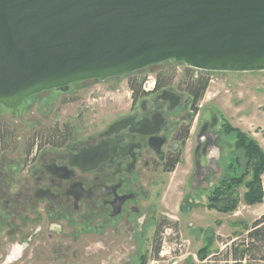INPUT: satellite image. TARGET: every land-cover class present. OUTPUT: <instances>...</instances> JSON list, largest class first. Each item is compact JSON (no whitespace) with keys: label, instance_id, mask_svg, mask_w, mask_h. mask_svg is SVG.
Instances as JSON below:
<instances>
[{"label":"flooded vegetation","instance_id":"obj_1","mask_svg":"<svg viewBox=\"0 0 264 264\" xmlns=\"http://www.w3.org/2000/svg\"><path fill=\"white\" fill-rule=\"evenodd\" d=\"M184 67L180 80L210 83L211 72ZM158 72L143 83L145 93L131 89L130 102L100 130L62 131L58 138L50 130L43 144L37 135L14 157L3 154L8 134L0 140V236L12 241L32 226L24 244H81L84 236L97 242L107 233L141 231L155 207L158 175L175 170L190 144L193 159L211 147L222 150L224 117L176 78L157 88ZM215 160L199 176L197 169L198 186L212 183Z\"/></svg>","mask_w":264,"mask_h":264},{"label":"rangeland","instance_id":"obj_2","mask_svg":"<svg viewBox=\"0 0 264 264\" xmlns=\"http://www.w3.org/2000/svg\"><path fill=\"white\" fill-rule=\"evenodd\" d=\"M184 68V64L168 60L129 75L73 83L67 92L56 90L54 95L32 98L22 115L0 104V129L8 134L2 146L8 152L3 154L14 157L25 152L32 140L36 143L37 135L43 144L50 130H55L56 138L62 131L83 135L100 130L130 102L132 82L144 83L160 70L170 71L180 80ZM209 78L202 103L264 149V71L211 72ZM223 135L226 141L210 171V181L216 184L247 169L245 155L233 151L234 137ZM190 148L191 144L175 170L158 175L155 207L141 231L136 228L104 234L97 238L102 247L89 253L85 249L97 242L88 236L82 237L81 244H27L15 264H264V244L253 249L256 259L236 262L234 258L236 251L241 253L245 248L247 228L264 215V197L259 203L248 204L244 201L245 187H240L235 210L209 208L207 196L212 183L202 181L198 186L196 156L193 159ZM261 179L264 192V172ZM31 227L12 241L4 234L0 236V264H6L12 243L29 242ZM205 245H209L211 255L202 261L198 251Z\"/></svg>","mask_w":264,"mask_h":264},{"label":"water","instance_id":"obj_3","mask_svg":"<svg viewBox=\"0 0 264 264\" xmlns=\"http://www.w3.org/2000/svg\"><path fill=\"white\" fill-rule=\"evenodd\" d=\"M169 59L264 71V0H0V104L19 115L34 94Z\"/></svg>","mask_w":264,"mask_h":264},{"label":"trees","instance_id":"obj_4","mask_svg":"<svg viewBox=\"0 0 264 264\" xmlns=\"http://www.w3.org/2000/svg\"><path fill=\"white\" fill-rule=\"evenodd\" d=\"M169 60L175 61L174 59ZM176 64L184 63L176 62ZM174 80L175 77L172 72L160 70L158 72L157 88L170 85L174 82ZM142 85V81L135 80V82L130 84V88L137 96H139L142 93H145ZM179 85L193 93L196 101L199 102L204 97L209 85V80L204 77L200 79H193L192 77H189L180 80ZM54 92H56V89L46 90L34 94L29 98L28 103L32 98H41L45 93L54 95ZM39 102L43 101L40 100ZM223 133L234 137L233 151L242 152L247 159V169L245 172L241 175L233 174L232 176L220 179V181L215 184L208 193L207 197L209 201V208H215L222 212H228L235 210L238 206V202L240 201V187H245L244 201L246 203L255 204L263 200L264 192L262 188L261 175L264 172V149L254 138L239 128L233 127L226 120H224ZM6 135L7 131L0 129V140H3ZM246 231L248 241L244 242L245 248L241 251V253H238L237 251L235 252L234 258L236 262L245 260L247 257L250 259H256L255 254H252V252L255 251L253 249H260L259 244H264V215L256 219L252 226L248 227ZM155 250L156 253H158L159 247H156ZM198 255L202 261L206 260L211 255L209 245L202 247L198 251Z\"/></svg>","mask_w":264,"mask_h":264},{"label":"clouds","instance_id":"obj_5","mask_svg":"<svg viewBox=\"0 0 264 264\" xmlns=\"http://www.w3.org/2000/svg\"><path fill=\"white\" fill-rule=\"evenodd\" d=\"M198 75V74H196ZM218 154V150L215 147H211L209 150L205 151L201 157V163H206L208 160L214 158ZM58 227V226H54ZM27 244L14 242L11 244L8 250V256L6 259V264H15V261L19 260L23 256L24 249L27 247ZM102 247V245L97 242L96 244L89 245L85 252H92L95 248Z\"/></svg>","mask_w":264,"mask_h":264}]
</instances>
